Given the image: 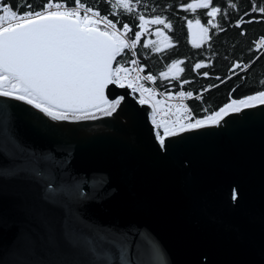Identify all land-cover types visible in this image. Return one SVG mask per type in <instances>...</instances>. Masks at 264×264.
<instances>
[{"label":"water","instance_id":"obj_1","mask_svg":"<svg viewBox=\"0 0 264 264\" xmlns=\"http://www.w3.org/2000/svg\"><path fill=\"white\" fill-rule=\"evenodd\" d=\"M136 98L54 121L0 97V264H264V105L162 151Z\"/></svg>","mask_w":264,"mask_h":264},{"label":"snow or ice","instance_id":"obj_2","mask_svg":"<svg viewBox=\"0 0 264 264\" xmlns=\"http://www.w3.org/2000/svg\"><path fill=\"white\" fill-rule=\"evenodd\" d=\"M105 2L111 8L108 15L88 6L85 0H44L41 5L21 0L15 7L0 0V97L23 101L54 121H78L112 117L122 110L130 95L138 93L136 103L151 109L150 124L162 151L166 150L169 138L218 126L230 113L264 105V91H259L239 100L232 99L203 118H194L184 103L193 98L192 91L181 90L173 97L171 93H158L155 87H146L144 82L155 84L157 78L151 73L142 75L145 68L137 58V46L147 33L154 34L156 40H144L143 48L160 53L164 46L174 47L172 37L165 31H172L173 23L165 16L146 17L137 13L139 30L134 31L130 24H121L118 18L135 12L133 0ZM135 3L139 4L140 0ZM179 7L192 13L198 9L207 10L204 12L209 17L207 24L202 23L199 16L195 19L183 17L194 48H201L211 39L210 27L225 30L215 21L218 15L226 17L227 13L214 6L212 0H192ZM228 7L235 9L237 4L230 0ZM21 8L25 10L21 12ZM251 11L264 14V6L253 2ZM252 22L241 17L235 27ZM152 25L157 26L154 33L149 31ZM256 44V51L264 48V37ZM182 64L183 60H174L167 66V71L159 74L160 77L167 79L172 75L173 79H179L180 73L185 71ZM203 67L204 62H199L193 70ZM239 67V63L234 65V68ZM249 67L243 65L244 69ZM203 75L208 76V73ZM189 83L191 81L185 79L180 86L183 88ZM110 86L130 92L113 96ZM212 87L218 85H209L204 91ZM157 95L165 96V100L157 99ZM174 98L179 102H165ZM195 99H202V95H196ZM204 111L207 113L208 109ZM233 199H236L235 192Z\"/></svg>","mask_w":264,"mask_h":264},{"label":"trees","instance_id":"obj_3","mask_svg":"<svg viewBox=\"0 0 264 264\" xmlns=\"http://www.w3.org/2000/svg\"><path fill=\"white\" fill-rule=\"evenodd\" d=\"M2 2L15 7L21 0H2ZM31 2L34 5H41L44 0H31ZM85 2L88 6L98 8L102 15H108L111 11L105 0H85ZM190 2L192 0H140V3L137 4L133 0L135 12L120 15L118 18L121 24H130L134 31L138 30L136 27L139 24V20L136 19L137 13L144 14L146 17L165 16L173 23V30L165 31L172 37L174 47L164 46V51L160 53H154L150 48L145 49L142 47L144 40H156L154 34L145 33L142 36L141 44L137 46V54L145 72L151 73L157 78L156 84L162 90L171 92L192 91L194 95H202V99H195V97L190 99L189 106L197 118H203L219 110L232 99L239 100L259 91H264V84H261V81H264V50L256 51V41L264 37V14L251 11L253 2L259 6H264V0H231L232 3L237 4L235 9L228 7L230 0H212L214 6L220 7L227 13L226 17L218 15L215 21L225 30L218 31L209 26L211 39L201 48H194L190 43L186 20L183 17L195 19L199 16L204 24H207L209 17L204 15L207 10L198 9L196 13H192L179 7L181 4ZM24 10L23 8L20 9L21 12ZM241 17L245 21L251 19L253 22L235 27ZM109 18L113 19L112 16ZM156 27V25L150 26L149 31L154 33ZM128 58H131L130 53H128ZM174 60H183L184 64L181 67L185 71L180 73L179 79H173L172 75H169L167 79L161 78L159 74L167 71V66ZM199 62H204L205 67L193 70L194 65ZM237 63L241 67L232 70ZM245 64L250 65V67L244 69L243 65ZM204 72H207L208 76H204ZM185 79L191 83L185 84L181 88V81ZM209 85H218V87L204 91ZM205 108L208 109L207 113L204 111Z\"/></svg>","mask_w":264,"mask_h":264},{"label":"built area","instance_id":"obj_4","mask_svg":"<svg viewBox=\"0 0 264 264\" xmlns=\"http://www.w3.org/2000/svg\"><path fill=\"white\" fill-rule=\"evenodd\" d=\"M262 49H264V48H262ZM136 51H137V50H136ZM137 58H138V54H137ZM142 75H147V73L143 72ZM144 83H145V86H146V87H155V88L157 89V92H158V93H166V92L162 91L160 88H158V86L156 85V83H155V84H152L151 82H144ZM171 94L173 95V97H175V94H176V93H171ZM137 95H139V94L137 93ZM157 99L165 100V96L157 95ZM190 99H191V98L184 100V103L188 106L189 109H190V106H189V104H188V101H189ZM165 102H166V103L175 104V103H178L179 101H178V99H175V98H174L172 101H165ZM192 114H193V112H192ZM193 117H194V118H197L194 114H193Z\"/></svg>","mask_w":264,"mask_h":264},{"label":"bare ground","instance_id":"obj_5","mask_svg":"<svg viewBox=\"0 0 264 264\" xmlns=\"http://www.w3.org/2000/svg\"><path fill=\"white\" fill-rule=\"evenodd\" d=\"M138 30H139V29H138ZM259 39H260V38H259ZM259 39H258V40H259ZM258 40H257V41H258ZM256 48H257V44H256ZM260 50L263 51L264 49L261 48ZM138 59H139V57H138ZM139 61H140V59H139ZM140 64H141V63H140ZM141 65H142V64H141ZM144 72H145V71H144ZM145 73H147V72H145ZM147 74H149V73H147ZM155 83H156V82H155ZM156 85H157V84H156ZM157 86H158V85H157ZM158 88H160V87L158 86ZM160 89H161V88H160ZM161 90H162V89H161ZM162 91H164V90H162ZM164 92H166V93H177V92H171V91H164ZM134 95H135L136 97H138L137 94H134ZM197 95H200V94H197ZM195 96H196V95L193 94V98H194ZM191 99H192V98H191ZM188 104H189V101H188Z\"/></svg>","mask_w":264,"mask_h":264},{"label":"rangeland","instance_id":"obj_6","mask_svg":"<svg viewBox=\"0 0 264 264\" xmlns=\"http://www.w3.org/2000/svg\"><path fill=\"white\" fill-rule=\"evenodd\" d=\"M254 95V94H253Z\"/></svg>","mask_w":264,"mask_h":264}]
</instances>
